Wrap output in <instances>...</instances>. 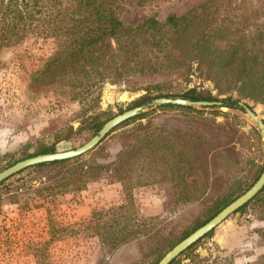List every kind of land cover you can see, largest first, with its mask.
Segmentation results:
<instances>
[{
	"label": "rangeland",
	"instance_id": "rangeland-1",
	"mask_svg": "<svg viewBox=\"0 0 264 264\" xmlns=\"http://www.w3.org/2000/svg\"><path fill=\"white\" fill-rule=\"evenodd\" d=\"M107 1L123 26H135L149 17L162 23L168 15L181 16L205 0ZM52 48L49 40L28 37L0 52V171L31 157L36 149L66 134L69 127L76 129L83 115L103 113L101 119L111 118L132 108L131 103L141 95H180L197 85L195 79L189 81L176 73L142 79L140 85L146 91H123L122 85L105 84L97 105L90 108V104L69 102L30 87L29 75ZM157 84L159 88H151ZM202 89L218 101L228 95H217L207 81ZM239 102L264 122V105L257 99ZM151 111L140 121L108 134L80 161L91 166L109 164L137 122L149 121L159 127V148L170 152L174 162H180L179 152L186 149L184 158L192 165L175 163L178 173L169 175L162 170L158 183L134 188L131 207L122 211L116 208L127 204L125 195L109 172H101L82 191L58 195L52 202L39 189L49 185L47 179L54 172L27 171L8 178L0 184V264H156L207 218L215 204L241 195L252 184L257 168L262 169L260 140L243 119L215 111H201L199 120L182 118L173 109ZM92 135L90 130L79 131L54 143V151L76 148ZM178 180H182L180 186L175 183ZM110 208L115 210L104 214ZM93 213L113 221L103 237L68 235L67 224L87 222ZM112 232L117 237L129 233L126 241L111 248L106 233ZM174 264H264V191Z\"/></svg>",
	"mask_w": 264,
	"mask_h": 264
},
{
	"label": "trees",
	"instance_id": "trees-1",
	"mask_svg": "<svg viewBox=\"0 0 264 264\" xmlns=\"http://www.w3.org/2000/svg\"><path fill=\"white\" fill-rule=\"evenodd\" d=\"M28 37L49 40L53 44L40 66L29 75L30 87L56 94L69 102L90 104L89 107L94 108L105 84L122 85L123 91H146L147 87L140 85L142 79L176 73L189 81L195 79L197 85L180 95L144 94L135 99L131 107L167 96L191 101H218L208 89H202L205 81L211 84L217 95L228 94L220 100L223 105L233 107L245 98L257 99L264 105V0H205L181 16L168 15L162 23L149 17L135 26H123L115 7L107 0H0V52L18 46ZM165 109L176 110L182 118L192 120H199L204 114L170 105L155 110ZM151 112L123 122L108 134L140 121ZM101 115L103 113L83 115L76 129L69 127L66 134L48 146L36 149L31 156L54 152V143L68 140L79 131L90 130L94 134L110 118L101 119ZM179 155L180 162H174L170 152L165 153L159 148V127L152 126L149 121L145 124L137 122L126 144L107 165H86L79 156L37 164L15 175L27 171L54 172L47 179L49 185L39 189L52 202L58 195L82 191L101 172H109L125 195L127 204L116 208L122 211L128 208L127 205L131 207L134 188L158 183L162 170L173 175L178 171L177 163L185 161V165H192L184 158L186 149L180 150ZM261 170L257 168L252 184ZM181 182L175 183L180 186ZM263 191L264 186L234 213L241 212ZM236 197L220 200L192 231ZM114 210L110 208L103 212L107 214ZM104 218L101 213H93L87 222L67 224L65 231L69 236L101 238L113 223L108 218L104 221ZM127 226L128 223L123 228ZM128 233H120L118 237L114 236L115 232L106 233L111 237L110 247L115 248L126 241ZM211 234L212 231L201 239ZM175 262L176 259L169 264Z\"/></svg>",
	"mask_w": 264,
	"mask_h": 264
},
{
	"label": "water",
	"instance_id": "water-1",
	"mask_svg": "<svg viewBox=\"0 0 264 264\" xmlns=\"http://www.w3.org/2000/svg\"><path fill=\"white\" fill-rule=\"evenodd\" d=\"M166 105L190 108L195 111H215L243 119L250 125V127L258 136L264 156V122L249 106L243 102H237L235 106L228 107L223 105L221 101H191L178 96H167L153 98L138 106L124 110L121 113L114 115L113 117L106 120L86 142L76 148L63 151H54L52 153L38 154L13 163L9 167L0 171V183L10 176L20 172L21 170L37 164L68 160L82 156L96 147L99 142L118 125L131 118L143 115L153 109ZM263 186L264 162L261 173L247 190L220 209L213 217H211L200 227L189 233L186 237L172 246L166 253H164V255L157 261L156 264H169L172 260L176 259L188 247L200 240L208 232L212 231L221 222H223L229 215L233 214L237 209L250 201L262 189Z\"/></svg>",
	"mask_w": 264,
	"mask_h": 264
}]
</instances>
